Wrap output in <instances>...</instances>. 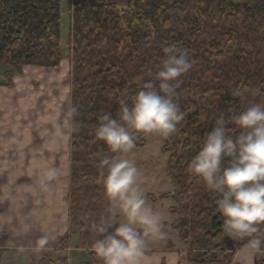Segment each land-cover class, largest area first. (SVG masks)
<instances>
[{"label": "trees", "instance_id": "1", "mask_svg": "<svg viewBox=\"0 0 264 264\" xmlns=\"http://www.w3.org/2000/svg\"><path fill=\"white\" fill-rule=\"evenodd\" d=\"M62 1L0 0V64L5 68L0 85L12 87L27 65L61 66ZM68 5L72 107L78 108L72 115L70 227L58 239L62 247L54 259L45 255L41 263L70 264L64 250L74 237L87 231L88 245L97 238L91 224L108 217L101 180L106 170L99 161L116 154L95 136L98 117L117 118L119 101L130 102L160 70L163 49L177 47L187 51L192 65L176 89L184 119L168 137L153 132L170 154L168 170L176 186L170 212L179 216L172 227L190 245V263L233 264L245 241L228 246L217 197L189 172V164L216 118L247 106L232 95L237 87L248 100H264V0H68ZM147 134L135 133L136 147L145 146ZM94 256L90 249L81 264H93ZM256 263L264 264V257Z\"/></svg>", "mask_w": 264, "mask_h": 264}, {"label": "clouds", "instance_id": "2", "mask_svg": "<svg viewBox=\"0 0 264 264\" xmlns=\"http://www.w3.org/2000/svg\"><path fill=\"white\" fill-rule=\"evenodd\" d=\"M163 51L165 58L154 79L143 82L130 102L119 101L117 118L110 113L98 117L96 138L120 154L99 161L101 171L106 170L101 177L103 189L124 217L112 232L107 218L91 224L92 232L97 234L91 248L102 264H141L146 237L166 236L161 214L148 206L138 183V167L125 158L136 147L135 133L156 132L168 137L184 119L175 99L176 89L192 65L184 49L165 47ZM258 93L256 90L253 94ZM232 95L247 106L241 112L216 118L212 131L202 138L189 172L217 197V212L224 217L223 234L245 241L239 248L242 264H252L264 254V100H248L246 91L239 87ZM69 111L73 116L78 114L77 107ZM66 171L59 166H45L38 180L40 191L47 193L49 185ZM46 242V237L40 238V244Z\"/></svg>", "mask_w": 264, "mask_h": 264}, {"label": "crops", "instance_id": "3", "mask_svg": "<svg viewBox=\"0 0 264 264\" xmlns=\"http://www.w3.org/2000/svg\"><path fill=\"white\" fill-rule=\"evenodd\" d=\"M70 70L67 58L57 69L27 65L12 87L0 85V264H42L69 230ZM45 166L67 170L47 193L38 186ZM141 264L193 263L166 247L146 248Z\"/></svg>", "mask_w": 264, "mask_h": 264}, {"label": "rangeland", "instance_id": "4", "mask_svg": "<svg viewBox=\"0 0 264 264\" xmlns=\"http://www.w3.org/2000/svg\"><path fill=\"white\" fill-rule=\"evenodd\" d=\"M69 5L68 0L62 1V43L65 58L71 62L73 60L71 51L69 49V30H70V17H69ZM4 66L0 64V78L3 76ZM18 76V75H17ZM1 80V79H0ZM15 81V78H14ZM146 144L143 147H134L131 152L125 154V158L131 159L140 171L138 177V183L141 190L144 192L145 199L149 207L159 212L162 216L163 223L165 225L166 236L162 239H153L150 236L146 237V248H177L178 253H185L187 257L188 251L191 249L189 244L182 241L180 233L172 227V224L179 218L178 215H173L170 212V208L176 205L174 193L176 186L174 185L171 174L168 170V161L170 154L163 152V142L159 135L155 133H148L145 136ZM115 155H120L116 153ZM104 207L108 213L106 222L112 226L122 222L124 220L120 210L115 207V202L110 200L106 195L104 198ZM87 231H84L81 236L74 237L71 240L70 245L65 248V252L70 257V264H81L89 259V250L94 251L91 244L88 245L85 242ZM96 236L92 237L95 240ZM62 244L57 243V247L54 250H50L44 253L49 255L52 259L56 256L54 253L60 249ZM80 248L77 250L76 248ZM90 248V249H89ZM264 254L258 255L252 262L257 264V258H263ZM93 264H102L99 258L94 256L92 259ZM187 262L188 258H187ZM190 263V262H189ZM53 264V263H50ZM194 264V263H193ZM199 264V263H197ZM233 264H242V257L239 250L236 252Z\"/></svg>", "mask_w": 264, "mask_h": 264}, {"label": "water", "instance_id": "5", "mask_svg": "<svg viewBox=\"0 0 264 264\" xmlns=\"http://www.w3.org/2000/svg\"><path fill=\"white\" fill-rule=\"evenodd\" d=\"M227 242H228V246L231 249H234V247H235V241L233 239H231L230 237H227Z\"/></svg>", "mask_w": 264, "mask_h": 264}]
</instances>
